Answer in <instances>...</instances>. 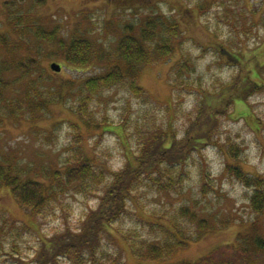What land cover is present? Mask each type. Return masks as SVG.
<instances>
[{"label": "rangeland", "instance_id": "374dc122", "mask_svg": "<svg viewBox=\"0 0 264 264\" xmlns=\"http://www.w3.org/2000/svg\"><path fill=\"white\" fill-rule=\"evenodd\" d=\"M150 18L158 25L156 40L169 36L174 23L180 34L171 36V55L136 66L135 79L146 89L138 96L128 87L130 65L118 58L117 48L128 32L141 38ZM34 21L47 31L57 28V37L35 35ZM72 36H82L94 49L88 55L97 57L69 63L59 41ZM3 39L0 74L8 83L0 86V163H19L25 177L48 181L56 170L65 171L76 149L91 157L97 170L119 169L142 154L154 133L170 131L181 139L195 121L191 134L210 140L192 152L182 175L179 165L172 166L168 189L146 178L110 232L97 231L99 240L83 251L70 238L99 204L105 181L87 190L57 187L39 215L0 188V264H180L222 253L237 264L240 259L264 264V249L251 245L245 261V250L229 246L264 235V210L252 208L253 187L227 169L239 164L264 176V0H0ZM30 58L37 60L32 67L17 65ZM117 62L124 68L123 82L97 92L84 86V79ZM39 91L58 93L60 100L32 113ZM85 95L97 121L88 125L90 115L78 112ZM184 205L208 220L205 234L198 237L196 225L182 216ZM167 228L193 239L159 260L141 256L126 238L161 242Z\"/></svg>", "mask_w": 264, "mask_h": 264}, {"label": "trees", "instance_id": "16d2710c", "mask_svg": "<svg viewBox=\"0 0 264 264\" xmlns=\"http://www.w3.org/2000/svg\"><path fill=\"white\" fill-rule=\"evenodd\" d=\"M31 25L37 28V32L35 33L37 36H48L49 38L57 37V28L47 31L42 27L43 25H38L35 21L34 23L32 22ZM175 25H177V23H174V26L170 29L169 36H166L162 40H156L158 35V25L155 18H150L148 19L146 26L142 29L141 38L128 32L124 34L118 42V58L124 60L130 65L129 74L132 79L129 81L128 87L138 96H142L146 89L138 83L137 79H135L136 66L160 61L172 54L174 46L172 45L173 41L171 36L173 34H180V30L175 28ZM128 28H131V26ZM0 42L6 44L4 39L0 40ZM59 42L62 45L60 50L66 55L65 59L69 63L75 64L78 62L79 64H83L84 61H89L94 58L93 55H88L92 50L94 52L92 45L82 39V36H72L70 39L61 38ZM12 45L14 49L18 46H14V44ZM96 57L97 55L95 58ZM235 58L238 61L241 60L237 56H235ZM36 62L37 60L30 58L24 63L23 61H19L17 65L29 68V66L32 67L31 65ZM186 64L188 66V62ZM1 65L2 64H0V66ZM5 66L6 68L11 67V65ZM187 66L184 65L183 67ZM181 72L182 69H179L180 75ZM254 75L258 76L256 73ZM3 79L5 78L0 74V86L1 84L8 83L7 81H3ZM124 80V68L119 62H117L114 63L106 73L84 79L83 84L90 92H97L103 87L112 86L121 83ZM40 93L41 94L36 96L34 102L36 105H32V108L30 107V110H34L32 113H34L38 107L42 109V107H44L43 104L45 103L60 100L58 99L59 97H56L59 95L58 93H56V95L55 93L49 95H46L47 93ZM88 98L89 97L86 95L82 96L79 100L82 104L78 106L79 113H83L85 116L90 115V119L86 122L87 125L91 121L93 123L97 122L91 117L93 113L88 110ZM40 102L42 103L40 104ZM195 112L199 117L203 114L202 108L199 107L195 109ZM196 122L197 121H195L193 125L191 124V128L186 131V134L181 137V139H177L173 135H170V131L168 133L164 131V136L161 135L160 137L157 132L154 133L143 143L147 145L143 146L142 154L139 156L135 155L134 161L129 160L119 169H108V167H106V171L97 170L94 160L84 154L81 149L75 150V154L69 159V164L65 171L56 170L54 175L51 176L48 181L25 177L22 170L19 169V163H0V188H8L22 207L34 215H39L46 209L57 187L75 186L74 188L76 190L82 187L87 190L90 189V186H95L96 184L105 181V187L99 195V204L86 215V219L82 222L80 231L72 233V237L70 238V241L75 243L78 250L83 251L82 249H84L85 245L89 248L93 247L96 241L99 240L97 237L98 234H96L97 231H99V235L103 230L110 232V225L115 221H118V219L127 211L130 202L135 201L134 192L146 178L151 179L158 184L160 189H168L169 186H172V179L173 176H175V174L172 173V166L179 165V175H182L184 169L182 170L181 168L185 166L188 157L192 152L199 150L200 144L208 143L210 140L206 134H191L194 131ZM150 146L153 149H150ZM147 156L151 159L149 163L145 160ZM227 169H229L230 172H234L237 178L242 180L248 187H253V194L251 195L252 208L258 212H262L264 210V176L257 174L251 175V173H248L239 164L228 165ZM180 183L181 179L178 176V184ZM1 212L2 210L0 208V215ZM181 214L196 225L198 237L205 234L211 228L206 218L200 217L196 210L191 209L187 205L181 207ZM222 223L225 225L226 221ZM163 225L164 222L159 223V226ZM179 229L180 228L177 227V230ZM164 230L167 233L164 232L166 236L161 242H152L146 239L137 240L136 238L129 236H126V238L130 241L131 246L135 251L141 256H145L152 260L169 257L179 249L185 247L190 240L193 239L190 235H185L183 237L181 236V233L172 231L168 228ZM241 242L243 243L242 240H238V245L235 244L229 246L234 252L239 249L245 250V261H248L247 256L252 253L251 245L254 247V250L260 248L264 249V235L260 233H256L250 240H248V246L245 245L246 243L242 244ZM70 245L72 244L64 246L68 250ZM80 258L82 259L83 257ZM245 261L244 263H246ZM114 262L115 264H119V262ZM250 262L252 263L253 261ZM180 264H237V259L231 256H226L224 253H222L219 258L215 257L214 254H208L197 260H182ZM240 264H243L242 259H240Z\"/></svg>", "mask_w": 264, "mask_h": 264}, {"label": "water", "instance_id": "95a60500", "mask_svg": "<svg viewBox=\"0 0 264 264\" xmlns=\"http://www.w3.org/2000/svg\"><path fill=\"white\" fill-rule=\"evenodd\" d=\"M52 67H53L54 69H57V70H60V69H61V66H60L58 63H53V64H52Z\"/></svg>", "mask_w": 264, "mask_h": 264}]
</instances>
